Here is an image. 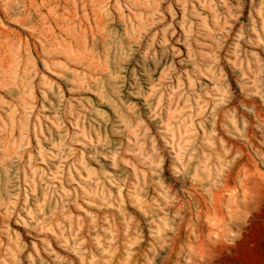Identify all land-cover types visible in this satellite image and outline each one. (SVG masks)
<instances>
[{
	"label": "rangeland",
	"instance_id": "obj_1",
	"mask_svg": "<svg viewBox=\"0 0 264 264\" xmlns=\"http://www.w3.org/2000/svg\"><path fill=\"white\" fill-rule=\"evenodd\" d=\"M0 264H264V0H0Z\"/></svg>",
	"mask_w": 264,
	"mask_h": 264
}]
</instances>
